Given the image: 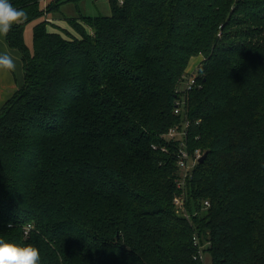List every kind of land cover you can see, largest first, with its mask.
I'll use <instances>...</instances> for the list:
<instances>
[{"label": "trees", "instance_id": "1", "mask_svg": "<svg viewBox=\"0 0 264 264\" xmlns=\"http://www.w3.org/2000/svg\"><path fill=\"white\" fill-rule=\"evenodd\" d=\"M42 1L10 0L28 19L7 34L25 79L0 109V238L41 264H206L195 237L212 264H264V0H108L69 28L48 16L80 0ZM197 56L187 218L166 134Z\"/></svg>", "mask_w": 264, "mask_h": 264}, {"label": "built area", "instance_id": "2", "mask_svg": "<svg viewBox=\"0 0 264 264\" xmlns=\"http://www.w3.org/2000/svg\"><path fill=\"white\" fill-rule=\"evenodd\" d=\"M184 83L185 86L183 88V91L180 92V97L176 100L174 111L177 114L185 115V121H183L182 125H176L170 128V130L166 134V138L177 140L179 143V151L177 154V165L181 173L179 178L177 179V184L178 187L181 189V193L174 197V204L178 213H182L185 217L189 218V214L186 209L187 181L189 178H191L193 169L196 166V164L199 162L200 158L203 156V152L199 148L192 151L189 148L187 142V136H188L187 129L189 127V120H187L186 99H187V93L198 86V81L197 78L195 77V71L193 73H188V75L185 77ZM206 205H209V201H206ZM30 227L31 225H29L26 228L27 231L30 229ZM194 242H195V246H197L198 248L195 259H199L205 262L206 256L202 249L203 245L200 244L199 238L197 237L194 238Z\"/></svg>", "mask_w": 264, "mask_h": 264}, {"label": "clouds", "instance_id": "3", "mask_svg": "<svg viewBox=\"0 0 264 264\" xmlns=\"http://www.w3.org/2000/svg\"><path fill=\"white\" fill-rule=\"evenodd\" d=\"M27 19L28 14L23 8L14 7L10 0H0V36L6 37L14 25ZM16 66L13 56L0 53V71L14 72ZM0 264H41L40 250L32 245L21 246L0 238Z\"/></svg>", "mask_w": 264, "mask_h": 264}, {"label": "rangeland", "instance_id": "4", "mask_svg": "<svg viewBox=\"0 0 264 264\" xmlns=\"http://www.w3.org/2000/svg\"><path fill=\"white\" fill-rule=\"evenodd\" d=\"M48 1L51 0H46V1L43 0L41 2V5L42 6L47 5ZM111 13L112 10L108 0H80L78 2H74V1L64 2L60 6V11L49 14L48 17L49 18L51 17L54 21H56V23L59 24V26L69 28V23L65 18L78 17L79 15L93 16V17L97 15L109 16L111 15ZM46 18L47 15H43L25 24L24 39L28 49H30V51L32 52H33V28L37 23L43 21ZM199 59H200L199 56L193 57L191 59L188 66L189 73H193L196 70L197 65L195 64H197L198 61H200ZM184 86L185 83H182V88ZM199 149L203 152L204 155L205 151H203L202 148ZM205 256H206V264H212L210 255L207 254Z\"/></svg>", "mask_w": 264, "mask_h": 264}, {"label": "crops", "instance_id": "5", "mask_svg": "<svg viewBox=\"0 0 264 264\" xmlns=\"http://www.w3.org/2000/svg\"><path fill=\"white\" fill-rule=\"evenodd\" d=\"M5 52L13 56L17 66L14 72L0 71V109L13 96L15 91L23 85L25 79V69L20 50L9 46L7 36H0V53ZM198 63L195 65L198 66Z\"/></svg>", "mask_w": 264, "mask_h": 264}, {"label": "water", "instance_id": "6", "mask_svg": "<svg viewBox=\"0 0 264 264\" xmlns=\"http://www.w3.org/2000/svg\"><path fill=\"white\" fill-rule=\"evenodd\" d=\"M207 157V152L200 158V162H203Z\"/></svg>", "mask_w": 264, "mask_h": 264}]
</instances>
